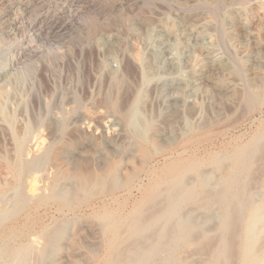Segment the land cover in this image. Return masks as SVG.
Wrapping results in <instances>:
<instances>
[{
  "label": "rangeland",
  "instance_id": "obj_1",
  "mask_svg": "<svg viewBox=\"0 0 264 264\" xmlns=\"http://www.w3.org/2000/svg\"><path fill=\"white\" fill-rule=\"evenodd\" d=\"M214 26L219 31L214 37L211 56L204 59L196 48L192 50L191 57L187 58L186 48L190 43L184 31L191 29L197 33L203 27H209L207 30L213 32ZM162 28L175 34V44L174 41L169 43L168 53L163 54V64L172 59L177 70L172 74L164 73L165 76L162 75L163 79L162 76L158 78V82L157 78L151 82L144 80L141 72L150 53L144 38L147 34L151 35V29L156 34ZM256 58L261 61L259 65L255 64ZM128 59L131 60L130 63L127 62ZM138 65L141 67H137ZM221 65H227L231 73L222 72L215 77L219 83L229 85L230 82V89L222 97L215 96L208 100L203 94L207 88L206 82L202 83L199 79L207 75L212 67ZM128 69L130 71H127ZM113 72H116V79L112 77ZM192 76L199 77L195 96L189 99L193 101L191 103L196 104L195 109L190 102L185 105L182 98L183 88L185 84L190 83ZM124 77L128 80L125 81ZM133 80L135 84L132 83ZM122 82L126 83L128 88ZM172 84L179 87L178 96L182 100L175 108L169 104L168 87ZM131 88L133 93L130 92ZM245 91H255L261 102L256 98L249 102L250 106L244 105L242 110L241 107L238 108L237 100L245 95ZM0 92L3 94L2 103L6 113L13 118L12 123L8 124L0 117V201L3 197L2 201L6 204H13L15 187L21 182L17 178L15 167L24 160L26 162L27 157L40 159L42 167L38 176L42 173L44 175L42 179L38 177L37 183L45 189H50L56 178L62 179L59 192L55 193L56 198L46 195L36 201L32 200L36 203L28 201L31 204L28 203V207L26 206L18 217L0 228V248L5 243L1 237L7 238L12 232H17L15 235L18 240H9L7 243L13 247L22 240H31L42 232L57 230L59 227L61 234L59 230L56 231L55 239L53 238L55 242L53 241L52 248L50 247L51 254L55 251L51 262L106 264L111 237L101 230L104 216L130 222V215L143 202L148 188L176 159L185 161L197 158L204 165L202 170H207L216 178L223 174V170L232 171V155H235L238 149L240 151L250 144H255L259 137L257 148L250 157L255 165L251 171L253 177L247 179V185L251 186L247 192L256 194L257 203L263 198L258 194H264V132L260 133L264 131V0H0ZM120 92L122 97L119 96ZM121 99L125 102H121ZM119 102L122 106H127H123L122 111L121 107L119 108L121 105L118 106ZM103 103L107 105L106 109ZM104 112L103 117L111 114L108 119L110 116L112 118L108 120L106 116L104 120ZM128 112L132 113V122L127 119ZM182 116L183 118H180ZM135 127L141 131L138 132ZM170 131L176 133L178 139L167 144L165 138L169 137ZM19 136L27 137L24 152L20 151L18 146ZM188 139L194 143L186 145ZM259 141L262 144L258 143ZM17 149L19 151H16ZM216 156L222 158L220 163L214 162ZM17 158L16 162L19 164L16 165ZM115 162L120 173L123 169L117 182L111 177H106V171H109L111 164ZM144 171L146 172L143 173ZM45 176L49 181H46ZM96 176L102 177L103 182H97ZM71 177L74 180H71ZM23 185L24 189L28 190L26 177ZM93 185H96V188ZM215 201L207 200L208 208L205 206L193 213L190 211L194 216L198 214L199 222V227L189 232L192 239L190 252L197 250L199 237L196 236L203 228L211 236L218 234V223L221 220L219 217H222L223 208ZM2 206L1 202L0 207ZM205 215L209 217L206 218ZM212 215L215 218H212ZM63 225L64 227L60 228ZM121 232L120 239H126L125 230L122 229ZM192 234L197 240L193 239ZM53 246L57 248L54 249ZM191 254L186 255L185 264H199L198 256L196 255V263V256Z\"/></svg>",
  "mask_w": 264,
  "mask_h": 264
},
{
  "label": "bare ground",
  "instance_id": "obj_2",
  "mask_svg": "<svg viewBox=\"0 0 264 264\" xmlns=\"http://www.w3.org/2000/svg\"><path fill=\"white\" fill-rule=\"evenodd\" d=\"M215 1V0H214ZM195 2V1H194ZM214 3V2H213ZM195 6V5H194ZM197 6V5H196ZM164 8V7H163ZM162 9V8H161ZM207 25V24H206ZM238 25V24H237ZM213 26V25H212ZM215 27V26H214ZM243 27V26H242ZM158 28V27H157ZM209 27H207L208 29ZM212 28V27H211ZM238 28V27H236ZM196 29V28H195ZM200 29V27H199ZM205 27L201 29L199 32L195 33V30L186 29L184 31V35L187 38L188 42L190 43L188 48H186V55L187 58H190L192 55L193 49H198L199 53L205 58L211 56L213 52V42L214 37L216 35L217 27L214 28L213 32H210ZM213 29V28H212ZM211 29V30H212ZM242 29V28H241ZM152 33L151 35L147 34L146 38L147 46L150 49L149 58L147 63L142 66V77L144 80H152L157 78L160 79L161 76L166 74H172L177 70V66L172 59H169L166 62V66L164 67L163 64V54H167L169 51V43L174 41L175 34L172 33L173 31H168L166 29L159 30L156 34L153 33V29L150 30ZM243 31V30H241ZM243 34V33H242ZM179 35V34H178ZM177 36V35H176ZM181 36V35H180ZM220 36V35H219ZM244 36V34L242 35ZM134 37V36H133ZM222 37V36H221ZM246 37V36H245ZM217 39V38H216ZM222 39V38H221ZM219 40V39H218ZM144 41V40H143ZM175 44V41L173 42ZM184 43V42H183ZM192 43L193 46H192ZM217 44H219L217 42ZM216 44V46H217ZM224 44V43H223ZM185 45V44H184ZM143 47V46H142ZM141 47V49H142ZM151 47V48H150ZM222 48V47H221ZM87 50V49H86ZM96 50V49H95ZM108 50V49H107ZM143 51V49H142ZM113 52V51H112ZM133 52V51H132ZM219 52V50H218ZM117 53V52H116ZM185 53V52H184ZM106 54V53H105ZM118 54V53H117ZM131 54V52H130ZM143 54V53H142ZM134 55V54H132ZM16 56V55H15ZM108 56V54H107ZM117 56V55H116ZM121 56V55H120ZM135 56V55H134ZM132 56L133 58L137 56ZM127 57V55L125 56ZM131 57V58H132ZM170 57V55H169ZM248 57V56H247ZM167 58V57H166ZM119 59V58H118ZM142 60V58H140ZM20 60V59H19ZM107 60V59H105ZM126 60V59H125ZM138 60V57L136 59ZM116 61V60H115ZM120 61V60H119ZM130 59L127 62L130 63ZM253 61V60H252ZM123 62V60H122ZM121 62V63H122ZM126 62V61H124ZM142 62V61H141ZM139 62V63H141ZM202 62V61H201ZM98 63V61H97ZM261 61L256 58L255 64L259 65ZM120 64V63H119ZM179 64V63H178ZM217 64V63H216ZM104 65V64H103ZM129 65V64H128ZM143 65V63H142ZM123 66V64L121 65ZM127 66V65H126ZM131 66V64H130ZM138 65L137 67H139ZM238 66V65H237ZM120 67V66H119ZM125 67V66H124ZM141 67V66H140ZM129 68V67H127ZM131 68V67H130ZM133 68V67H132ZM97 69V68H96ZM134 69V68H133ZM138 69V68H137ZM104 70V69H103ZM120 71V70H119ZM124 71V70H122ZM126 71V70H125ZM127 71H130L129 69ZM134 71L132 73L134 74ZM90 72V71H89ZM137 72V71H136ZM135 72V73H136ZM224 73H231L230 68L227 65H221L217 67H212L210 72L207 75H204L199 80L202 83L206 82V89L204 90V96L208 98H213L215 96L222 97L229 89H230V82L229 85L222 84L221 82H217L216 75ZM106 73V72H105ZM121 73V72H120ZM124 73V72H122ZM131 73V72H130ZM128 73V74H130ZM132 74V75H133ZM141 74V73H140ZM111 75V74H110ZM120 75V74H119ZM138 75V74H137ZM224 75V74H223ZM123 77V75H120ZM131 76V75H130ZM135 76V75H134ZM140 76V75H138ZM165 76V75H163ZM162 76V79H163ZM112 77L116 79V72H113ZM119 77V76H118ZM168 77V76H167ZM166 77V78H167ZM179 77V76H178ZM108 78V76H107ZM125 78V77H124ZM133 78V77H131ZM138 78V77H137ZM140 78V77H139ZM138 78V79H139ZM171 78V77H170ZM199 77L192 76L190 83L188 85L185 84L184 91H183V103L190 102L193 109H195L196 104L191 103L189 99L195 96V87L196 82ZM112 79V78H111ZM165 79V78H164ZM118 80V79H117ZM128 80V79H127ZM125 78V81H127ZM130 80V78H129ZM135 80V79H134ZM133 80V81H134ZM105 81V80H104ZM121 81V80H120ZM124 81V82H125ZM140 81V80H139ZM175 81V80H174ZM184 81V79H183ZM231 81V80H229ZM263 81V80H262ZM108 82V80H107ZM119 82V81H116ZM152 82V81H151ZM182 82V81H181ZM226 82V81H225ZM234 82V81H233ZM123 83V82H122ZM135 84V81L132 82ZM149 83V82H148ZM156 83V81H155ZM177 83V82H175ZM186 83V82H185ZM237 83V82H236ZM111 84V83H110ZM117 84V83H116ZM126 83H123V85ZM129 84V82H128ZM139 84V83H138ZM157 84V83H156ZM183 84V83H182ZM106 85V84H105ZM109 85V84H108ZM121 85V83H120ZM122 85V86H123ZM124 85V86H125ZM130 85V84H129ZM143 85V84H142ZM160 85V84H159ZM180 85V84H177ZM138 86V85H136ZM135 86V87H136ZM144 86V85H143ZM163 86V85H162ZM181 86V85H180ZM108 87V86H107ZM133 87V86H132ZM155 87V84H154ZM232 87V86H231ZM115 88V87H114ZM128 88V87H127ZM125 88V89H127ZM130 88V87H129ZM151 88V87H150ZM169 93V104L172 108L177 107L181 103V97H179V87L174 86L173 84L170 85ZM210 88V89H209ZM237 88V87H236ZM235 88V89H236ZM86 89V88H85ZM84 89V90H85ZM132 89V88H131ZM159 89V88H158ZM103 90V89H102ZM113 93L115 89H113ZM124 90V89H123ZM128 90V89H127ZM125 90V91H127ZM152 90V89H151ZM157 90V89H156ZM166 90V89H165ZM181 90V89H180ZM233 90V89H232ZM230 90V91H232ZM111 91V90H109ZM124 91V92H125ZM133 89L130 91L132 92ZM135 91V90H134ZM234 91V90H233ZM160 92V91H159ZM168 92V91H167ZM260 92V91H259ZM122 92H120L119 96ZM133 93V92H132ZM148 93V92H147ZM152 93V92H151ZM166 93V92H165ZM108 94V93H107ZM111 94V92H110ZM109 94V98H110ZM128 94V93H126ZM149 94V93H148ZM158 94V93H157ZM161 94V93H160ZM228 94V93H227ZM115 95V93H114ZM123 95V94H122ZM122 95L120 97H122ZM129 95V94H128ZM107 96V95H106ZM105 96V97H106ZM116 96V95H115ZM125 96V95H124ZM123 96V98H124ZM130 96V95H129ZM182 96V95H181ZM227 96V95H226ZM84 97V96H83ZM114 97V96H113ZM119 97V98H120ZM127 97V95H126ZM131 97V96H130ZM130 97L128 99H130ZM158 97V96H157ZM199 97V96H198ZM241 97V96H240ZM261 97V96H260ZM3 94L0 92V117H2L8 124H11L13 118L8 116L5 110V106L2 103ZM102 98V97H101ZM165 98V97H164ZM200 98V97H199ZM258 98L259 95L256 94L255 91H245V95L241 97L240 100H237L236 106L242 107L249 104L250 101ZM104 99V98H103ZM114 99V98H113ZM127 99V98H126ZM158 99V98H155ZM205 99V98H204ZM262 99V98H261ZM131 100V99H130ZM151 100V99H150ZM166 100V99H165ZM218 100V99H217ZM260 100V99H259ZM114 101V100H113ZM129 101V100H128ZM153 101V100H152ZM118 102V101H117ZM121 102H125L121 99ZM130 102V101H129ZM150 102V101H149ZM167 102V101H166ZM205 102V101H204ZM235 102V103H236ZM255 102V101H254ZM261 102V100H260ZM109 102H107V105ZM114 103V102H113ZM138 103V102H135ZM141 103V102H140ZM155 103V101H154ZM198 103V102H197ZM234 103V102H233ZM104 104V103H103ZM125 104V103H122ZM134 104V103H133ZM148 104V103H147ZM200 104V102H199ZM207 104V103H206ZM210 104V103H209ZM256 104V103H255ZM106 104H104L107 107ZM113 105V104H112ZM121 105L119 102L118 106ZM153 105V104H152ZM162 105V102L161 104ZM165 104H163L164 106ZM257 105V104H256ZM126 108V105H123ZM122 105L121 107L122 111ZM133 106V105H132ZM149 106V105H147ZM157 106V105H156ZM155 106V107H156ZM200 106V105H198ZM208 106V104H207ZM250 106V104H249ZM252 106V105H251ZM109 107V106H108ZM190 107V106H189ZM230 107V106H229ZM232 107V105H231ZM253 107V106H252ZM96 108V107H95ZM103 108V107H102ZM123 108V109H124ZM142 108V107H141ZM164 108V107H163ZM226 108H228L226 106ZM236 108V109H238ZM106 109V108H105ZM116 109V107H115ZM184 109V108H182ZM189 109V108H188ZM219 109V108H218ZM233 109V108H232ZM110 110V108H109ZM131 110V108L129 109ZM128 110V111H129ZM148 110V109H147ZM171 110V109H170ZM220 110V109H219ZM244 110V109H243ZM108 110H105V112ZM119 111V110H118ZM124 111V110H123ZM132 111H134L132 109ZM165 111V110H164ZM167 111V110H166ZM227 111V110H226ZM99 112V111H98ZM102 115V118L111 115ZM115 112V111H114ZM137 112V110H136ZM162 112V111H161ZM174 112V111H172ZM228 112V111H227ZM111 113V112H109ZM148 113V112H147ZM160 113V112H159ZM199 113V112H198ZM231 113L230 111L228 112ZM10 114V113H9ZM102 114V113H101ZM100 114V115H101ZM108 114V113H107ZM118 114V113H117ZM127 119L129 122H132V113H127ZM137 115V113H135ZM134 114V115H135ZM196 114V113H195ZM194 114V115H195ZM216 114V113H215ZM151 115V114H150ZM183 115V113H182ZM225 115V114H222ZM98 116V115H97ZM116 116V115H115ZM141 116V113H140ZM147 116V115H146ZM154 116V115H153ZM191 117V115H189ZM193 116V115H192ZM143 117V116H141ZM145 117V116H144ZM148 117V116H147ZM151 117V116H150ZM157 117V116H156ZM161 117V116H160ZM200 117V116H199ZM81 118V117H80ZM86 118V117H85ZM100 118V117H99ZM100 119L101 122L103 119ZM112 118L111 116L109 119ZM137 119V117H135ZM153 118V117H152ZM174 118V117H173ZM180 118H183L180 117ZM236 118V117H235ZM76 119V118H75ZM91 119V118H90ZM108 119V120H109ZM135 119V120H136ZM142 119V118H141ZM154 119V118H153ZM169 119V118H168ZM126 120V119H125ZM134 120V121H135ZM140 120V118H139ZM143 120V119H142ZM141 120V121H142ZM155 120V119H154ZM172 120V119H171ZM169 120V121H171ZM98 121V120H97ZM107 121V120H106ZM133 121V123H134ZM163 121V120H162ZM62 122V121H61ZM104 122V121H103ZM126 122V121H125ZM145 122V121H144ZM161 122V121H160ZM179 122V121H178ZM182 122V121H181ZM233 122V121H232ZM113 123V122H112ZM136 123V122H135ZM139 123V122H138ZM143 123V121H142ZM141 123V125H142ZM149 123V122H148ZM151 123V122H150ZM173 123V122H172ZM196 123V122H195ZM62 124V123H61ZM86 124V123H85ZM92 124V123H91ZM104 124V123H103ZM129 124V123H128ZM165 124V123H164ZM206 124V123H205ZM88 125H90L88 123ZM124 125V124H123ZM126 125V124H125ZM178 125V124H177ZM176 125V126H177ZM13 126V125H12ZM132 126V125H131ZM144 126V124H143ZM205 126V125H204ZM209 126V125H208ZM58 127V126H57ZM89 127V126H88ZM127 127V126H126ZM140 127V126H139ZM179 127V126H178ZM200 129V126H198ZM197 127V130H199ZM203 127V124H202ZM201 127V128H202ZM109 128H111L109 126ZM132 128V127H131ZM136 128V127H135ZM134 128V129H135ZM146 128V126H145ZM205 128V127H204ZM203 128V129H204ZM221 128V127H219ZM12 129V128H11ZM139 132L138 128H136ZM135 129V130H136ZM144 129V127H143ZM178 129V128H177ZM181 129V128H180ZM179 129V131H180ZM206 129V128H205ZM216 129V128H215ZM218 129V128H217ZM61 130V128H60ZM108 130V129H107ZM133 129H131L132 131ZM147 130V128L145 129ZM194 130V129H193ZM195 130V131H197ZM135 131V133L137 132ZM141 131V130H140ZM177 131V130H176ZM182 131V130H181ZM184 131L185 128H184ZM60 132V131H59ZM128 132V131H127ZM147 132V131H146ZM171 132V131H170ZM187 132V131H186ZM205 132V131H204ZM209 132V131H208ZM264 131L260 132L263 133ZM121 133V132H120ZM142 133V132H141ZM164 133V132H162ZM179 134V132H177ZM192 133V132H191ZM198 133V132H197ZM210 133V132H209ZM126 134V133H125ZM147 134V133H146ZM168 134V133H167ZM181 134V133H180ZM185 134V132H184ZM183 134V135H184ZM196 134V133H195ZM200 134V132L198 133ZM208 134V133H207ZM15 135V134H14ZM52 135V134H51ZM55 135V134H54ZM53 135V136H54ZM61 135V134H60ZM121 136V134H119ZM137 135V134H136ZM182 135V134H181ZM182 135V136H183ZM25 136V135H24ZM57 136V135H56ZM162 136V135H161ZM180 136V135H179ZM193 136V135H192ZM258 136V134H257ZM263 136V135H260ZM133 137V136H131ZM164 137V135H163ZM194 137V136H193ZM191 137V138H193ZM197 137V136H196ZM195 137V138H196ZM207 137V136H206ZM209 137V136H208ZM264 137V136H263ZM19 149L20 151H25L27 146V137L19 136ZM51 138V137H50ZM59 138V137H58ZM61 138V137H60ZM129 138V137H128ZM134 138V137H133ZM159 138V137H158ZM186 138V137H185ZM190 138V137H189ZM198 138V137H197ZM260 138V137H259ZM259 138H255L257 141ZM130 139V138H129ZM140 139V138H139ZM142 139V137H141ZM145 139V138H144ZM178 136L176 133H169V137L165 138L167 144H170L171 141L177 140ZM187 139V138H186ZM199 139V138H198ZM202 139V138H201ZM60 139H58L59 141ZM137 140V139H136ZM180 140V139H179ZM185 144H189L193 140L188 139ZM197 140V139H196ZM253 140V139H252ZM117 141V140H116ZM126 141V140H125ZM135 141V140H134ZM140 141V140H139ZM164 141V140H163ZM198 141V140H197ZM202 141V140H201ZM257 141L255 144L253 143L250 146L245 147L244 149H238V152L235 155H232L230 158L231 162L233 163V170L229 172H222L219 177L212 176L211 173L205 170H202V162L199 159H191L190 160H181L173 162L169 165V167L163 172L161 177L156 179L153 184L148 188L146 196L143 202L137 207L136 211L130 215L131 221L126 222L122 221L123 219L117 218H109V216H104L101 222H103V226L101 230H103L106 235L108 234L111 237V242L109 245V257L106 264H185L187 256L191 253V256L195 257L198 256L199 264H264V194L262 195L261 202L257 203L255 201L256 194L253 192L249 194L247 189L251 188L248 187L247 181L249 178L253 177L252 172L254 163L251 162L250 157L253 155V151L257 148ZM47 142V141H46ZM128 143V141H126ZM150 142V141H149ZM196 142V141H195ZM203 142V141H202ZM263 142V140H262ZM51 143V142H50ZM55 143V142H54ZM119 143V142H118ZM138 143V142H136ZM143 143V142H142ZM146 143V142H145ZM181 143V142H179ZM198 143V142H197ZM262 144L260 141L258 142ZM120 144V143H119ZM124 144V142H123ZM122 144V145H123ZM141 144V143H140ZM139 144V145H140ZM166 144V145H167ZM184 144V143H183ZM17 145V144H16ZM52 145V144H51ZM198 145V144H197ZM264 145V144H263ZM262 145V147H263ZM17 146V147H18ZM48 146V144H47ZM124 146V145H123ZM127 146V145H126ZM130 146V145H129ZM172 146V145H170ZM261 146V145H259ZM40 147V146H39ZM139 147V146H138ZM43 148V147H41ZM124 148V147H123ZM136 148V147H135ZM168 148V147H167ZM75 149V148H72ZM105 149V148H104ZM126 149V148H125ZM173 148H171L172 150ZM30 149H28L29 151ZM81 150V149H80ZM79 150V151H80ZM124 150V149H123ZM139 150V148H138ZM137 150V151H138ZM168 150V149H166ZM170 150V151H171ZM174 150V149H173ZM176 150V149H175ZM184 151V149H182ZM16 151H19L18 149ZM40 151V150H38ZM74 151V150H73ZM76 151V150H75ZM140 151V150H139ZM138 151V152H139ZM19 153V152H18ZM27 153V152H26ZM137 153V152H136ZM180 153V152H179ZM215 153V152H214ZM234 153V152H233ZM258 153V152H257ZM260 153H262L260 151ZM259 153V155H260ZM21 154V153H20ZM19 154V156H20ZM255 154V153H254ZM30 155V154H29ZM37 155V154H35ZM116 155V154H115ZM146 155V154H145ZM143 155V157L145 156ZM182 155V154H181ZM258 155V154H257ZM262 155V154H261ZM229 156V155H228ZM227 156V157H228ZM35 157V156H34ZM122 157V156H120ZM141 157V156H140ZM180 157V156H179ZM195 157V156H194ZM223 157V156H222ZM225 157V156H224ZM254 157V156H253ZM258 157V156H257ZM264 157V156H263ZM80 158V157H79ZM138 158V157H137ZM167 158V157H166ZM193 158V156H192ZM65 159V158H64ZM112 159V158H111ZM116 159V158H115ZM150 159V158H149ZM182 159V158H181ZM221 157H217L214 159V162H221ZM261 159V156H260ZM50 160V159H49ZM75 160V159H74ZM174 160V159H173ZM208 160V159H207ZM212 160V159H211ZM263 160V158L261 159ZM18 158L15 159V164L17 163ZM25 161V160H24ZM19 164V162L15 167V172L17 178L20 182L15 187V200L13 204L9 205L6 204L5 201H1L3 206L0 207V228L6 226L7 223L11 222L15 217H18L20 213L24 210V208L28 205V201H32L38 199L41 196L51 195L52 197L56 198V192H59L58 188L62 183L61 178H56L53 183V186L50 189H45L44 186L42 187L38 184L37 179L38 177L42 179L43 173L40 174L41 170V161L39 158H26V162ZM112 161V160H111ZM139 161V160H138ZM149 161V160H148ZM172 161V160H171ZM205 161V160H204ZM11 162V161H10ZM129 162V161H128ZM206 162V161H205ZM262 162V161H261ZM264 162V161H263ZM13 163V162H12ZM148 163V162H147ZM207 163V162H206ZM224 163V162H222ZM135 164V163H134ZM149 164V163H148ZM208 164V163H207ZM230 164V163H229ZM118 165V164H117ZM115 164H109L110 168L106 175V177H111L114 182H117L119 179L120 170H118ZM231 165V164H230ZM149 166V165H148ZM168 166V165H167ZM227 166V165H226ZM130 167V166H129ZM132 167V166H131ZM218 167V166H217ZM216 167V169H217ZM228 167V166H227ZM264 167V166H263ZM54 168V167H53ZM120 168V167H119ZM123 168V167H122ZM146 168V167H145ZM166 168V167H165ZM205 168V167H204ZM225 168V166H224ZM10 169V168H9ZM45 169H47L45 167ZM42 169V170H45ZM222 169V168H221ZM11 170V169H10ZM50 170V169H49ZM128 170V169H127ZM135 170V169H134ZM231 170V169H230ZM259 170V168H258ZM262 168L260 169L261 172ZM52 171V170H51ZM227 171V170H226ZM255 171V170H254ZM14 172V171H13ZM123 172V169H122ZM121 172V173H122ZM144 171L143 173H145ZM51 173V172H50ZM76 173V172H75ZM120 173V174H121ZM127 173V172H125ZM215 173V172H214ZM213 173V174H214ZM221 173V172H220ZM254 173V172H253ZM256 173V171H255ZM65 174V173H64ZM83 174V173H82ZM81 174V175H82ZM89 174V173H88ZM128 174V173H127ZM216 174V173H215ZM219 174V173H218ZM49 175V174H48ZM80 175V176H81ZM142 175V174H141ZM153 175V174H152ZM257 175V174H256ZM47 176V175H46ZM45 176V177H46ZM61 176V175H60ZM70 176V175H69ZM76 176V175H75ZM123 176V175H122ZM160 176V175H159ZM251 176V177H250ZM26 177L28 179V190L24 189L23 180ZM49 177V176H48ZM64 177V176H63ZM88 177V176H87ZM124 177V176H123ZM122 177V178H123ZM127 177V176H126ZM131 177V176H130ZM47 178V177H46ZM74 178V177H73ZM256 178V177H255ZM48 179V180H47ZM46 181H49L47 178ZM55 179V177H54ZM68 178H66L67 180ZM86 179V178H85ZM97 182L102 181V177H95ZM150 179H152L150 177ZM248 179V180H247ZM69 180V179H68ZM71 180L72 179L71 177ZM138 180V179H137ZM154 180V179H153ZM253 180V179H252ZM17 181V180H16ZM41 181V180H39ZM45 181V182H46ZM70 181V180H69ZM255 181H257L255 179ZM42 182V181H41ZM74 182V181H73ZM83 181H80V183ZM103 182V181H102ZM112 182V181H111ZM113 182V183H114ZM151 182V181H150ZM18 183V182H16ZM48 183V182H47ZM51 183V182H50ZM66 183V182H65ZM105 183V182H104ZM107 183V182H106ZM253 183V182H252ZM49 184V183H48ZM72 184V183H71ZM77 184V183H76ZM88 184V183H87ZM86 184V185H87ZM92 184V183H91ZM110 184V183H109ZM46 185V184H45ZM82 185V184H81ZM13 186V185H12ZM88 186V185H87ZM96 188V185H93ZM101 186V185H99ZM258 186V185H257ZM84 187V186H83ZM248 187V188H247ZM254 187V186H253ZM259 187V186H258ZM62 188V186H61ZM65 188V187H64ZM99 188V187H98ZM97 188V189H98ZM114 188V187H113ZM146 188V186H145ZM256 188V186H255ZM93 189V188H92ZM115 189V188H114ZM58 190V191H57ZM86 190V189H85ZM89 190V189H87ZM94 190V189H93ZM91 191V190H90ZM99 191V190H98ZM66 192V190H65ZM73 192V191H72ZM146 192V191H145ZM144 192V193H145ZM54 193V195H53ZM64 193V192H63ZM67 193V192H66ZM69 193V192H68ZM258 193V192H256ZM12 194V193H11ZM76 194V193H75ZM83 194V193H82ZM4 194H1V196ZM80 195V194H79ZM117 195V194H116ZM61 196V195H59ZM73 196V195H72ZM12 197V196H11ZM10 197V198H11ZM74 197V196H73ZM259 197V196H258ZM68 198V197H67ZM89 198V197H88ZM214 199L215 202L219 203L223 208V213L221 214L222 217L219 219L220 222L218 223V234L211 236L206 230L202 232H198L199 235V246L197 250L190 252L189 245L191 244V237L189 232L195 227H199V222H197V215L194 216L190 213H193L195 210L205 207L207 205V200ZM257 199V198H256ZM7 200V198H6ZM13 200V199H12ZM32 201L31 203L35 202ZM12 202V201H11ZM10 203V202H9ZM29 203V204H31ZM36 203V202H35ZM136 203V202H135ZM42 204V203H41ZM70 204V203H69ZM216 204V203H215ZM38 205V204H37ZM63 205V204H62ZM31 206V205H29ZM32 206H34L32 204ZM191 206H194L191 207ZM199 206V207H198ZM213 206V204H212ZM216 206V205H215ZM28 207V206H27ZM40 207V203H39ZM207 207V206H206ZM38 208V207H37ZM61 208V207H60ZM65 208V206H64ZM128 208V207H127ZM208 208V207H207ZM210 208V207H209ZM215 208V207H213ZM212 208V209H213ZM63 209V208H61ZM125 209V208H124ZM123 209V210H124ZM211 209V210H212ZM217 209V208H215ZM221 209V208H220ZM27 210V209H26ZM34 210V209H33ZM38 210V209H37ZM200 210V209H199ZM210 210V211H211ZM214 210V209H213ZM71 211V210H70ZM202 211V210H201ZM207 211V210H206ZM39 212V211H38ZM106 212V211H105ZM109 212V211H108ZM107 212V213H108ZM209 212V211H208ZM220 213V210L218 211ZM62 213V212H61ZM76 213V212H75ZM127 213V212H126ZM197 213V212H196ZM211 213V212H210ZM216 213V212H215ZM26 214V212H25ZM39 214V213H38ZM129 214V213H128ZM204 214V213H203ZM217 214V213H216ZM118 215V214H117ZM206 215H208L206 213ZM205 215V217H206ZM120 215H118L119 217ZM203 216V215H202ZM204 217V216H203ZM209 217V216H208ZM206 217V218H208ZM212 218L213 215L211 216ZM218 218V217H216ZM202 221V220H201ZM66 222V221H65ZM97 222V221H96ZM99 222V221H98ZM208 222V221H207ZM38 223V222H37ZM67 223V222H66ZM100 223V222H99ZM202 222H200L201 224ZM203 224V223H202ZM208 224V223H206ZM215 224V223H214ZM212 223V225H214ZM67 225V224H66ZM102 225V224H99ZM58 226V225H56ZM55 226V227H56ZM206 226V225H205ZM210 228L211 225H209ZM208 226V227H209ZM13 227V226H12ZM64 227L61 226L60 228ZM203 227V226H202ZM207 227V228H208ZM11 228V227H10ZM15 228V227H14ZM59 228V227H58ZM56 228L57 230H59ZM217 228V227H216ZM215 228V229H216ZM26 229V228H25ZM124 229L126 232V239H120L121 230ZM206 229V228H205ZM214 229V228H213ZM212 229V231H213ZM28 230V228H27ZM33 230V228H32ZM44 230V229H43ZM57 230L52 231H45L41 234L35 236L31 240H22L16 246L14 245L9 246L7 243L9 240H16L17 236L16 233H11L6 237H1L5 243L0 248V264H54L51 262V256L55 255V251L50 252V247L52 248V244L55 242L54 237ZM211 231L210 229H207ZM11 231V230H10ZM38 231V230H37ZM100 231V230H99ZM15 232V231H14ZM19 232V231H18ZM22 233V231L20 230ZM19 232V233H20ZM35 232V230H34ZM59 234L60 230L58 231ZM102 232V231H101ZM197 232V231H196ZM195 233V231H194ZM23 234V233H22ZM30 234V233H29ZM25 235V234H24ZM28 235V234H26ZM21 236V235H20ZM59 236V235H58ZM57 236V237H58ZM194 235L192 234V237ZM23 238V236H21ZM54 238V239H53ZM60 238V237H59ZM194 239V237H193ZM18 240V239H17ZM58 240V239H57ZM197 240V239H194ZM54 241V242H53ZM59 241V240H58ZM57 243V242H56ZM59 243V242H58ZM196 244V243H195ZM54 247V246H53ZM56 247V246H55ZM54 247V249H56ZM127 248V249H126ZM187 253H190L187 255ZM106 255V254H105ZM187 255V256H186ZM102 256V255H101ZM190 256V257H191ZM194 258L195 262L197 261ZM105 260V259H104ZM191 260V261H192ZM189 261V260H188ZM192 261V262H194ZM190 262V261H189ZM197 263V262H196ZM105 264V263H104ZM190 264V263H189ZM193 264V263H191Z\"/></svg>",
  "mask_w": 264,
  "mask_h": 264
}]
</instances>
